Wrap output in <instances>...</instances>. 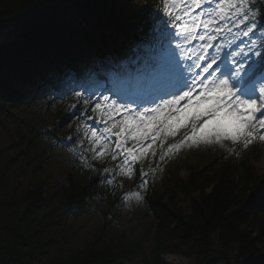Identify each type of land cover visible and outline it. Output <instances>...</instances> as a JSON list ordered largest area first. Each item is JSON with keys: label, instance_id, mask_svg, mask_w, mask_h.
<instances>
[{"label": "trees", "instance_id": "16d2710c", "mask_svg": "<svg viewBox=\"0 0 264 264\" xmlns=\"http://www.w3.org/2000/svg\"><path fill=\"white\" fill-rule=\"evenodd\" d=\"M89 5L90 26H70L71 14ZM143 5L0 0V264H117L138 251L102 229L81 234L82 224L71 228L87 214L95 181L70 168L58 175L60 166L48 157L39 129L30 122L12 124L8 115L10 104L28 90L53 87L65 70L95 65L115 48L116 37L123 48L129 45L137 35L127 32L128 25L141 19ZM59 107L48 113L51 119L66 111ZM253 159H259L257 145L238 158L206 154L199 161H171L161 188L148 199L154 231L142 264H172L164 260L167 254L193 264H264V196L249 194L256 180Z\"/></svg>", "mask_w": 264, "mask_h": 264}, {"label": "snow or ice", "instance_id": "6c2138e0", "mask_svg": "<svg viewBox=\"0 0 264 264\" xmlns=\"http://www.w3.org/2000/svg\"><path fill=\"white\" fill-rule=\"evenodd\" d=\"M139 12L148 46L137 49L131 81L142 87L84 101L105 125L101 136L92 128L93 143L103 140L96 157L113 140L112 159L119 157L121 174L131 176L139 160L155 156V148L182 129L169 152L188 142L229 140L246 147L256 137L264 140V40L251 39L264 28L256 0H157ZM139 175L143 187L148 174L140 169Z\"/></svg>", "mask_w": 264, "mask_h": 264}, {"label": "rangeland", "instance_id": "374dc122", "mask_svg": "<svg viewBox=\"0 0 264 264\" xmlns=\"http://www.w3.org/2000/svg\"><path fill=\"white\" fill-rule=\"evenodd\" d=\"M5 36V32L0 33V41L3 40V37ZM263 153V162H264V147L262 150ZM165 261L172 264H193V262L185 257H182L180 255H174V254H168L164 257ZM126 264H139V261L137 259L129 260Z\"/></svg>", "mask_w": 264, "mask_h": 264}]
</instances>
